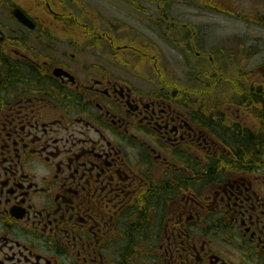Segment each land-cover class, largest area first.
<instances>
[{
  "label": "flooded vegetation",
  "instance_id": "af4514ba",
  "mask_svg": "<svg viewBox=\"0 0 264 264\" xmlns=\"http://www.w3.org/2000/svg\"><path fill=\"white\" fill-rule=\"evenodd\" d=\"M106 1L181 29L173 0ZM184 1L207 18L181 29L188 55L209 15L264 25V0ZM77 3L0 0V264H264V160L241 151L261 147L264 65L238 38L195 54L197 89L145 88L123 57L164 82L154 46Z\"/></svg>",
  "mask_w": 264,
  "mask_h": 264
},
{
  "label": "rangeland",
  "instance_id": "374dc122",
  "mask_svg": "<svg viewBox=\"0 0 264 264\" xmlns=\"http://www.w3.org/2000/svg\"><path fill=\"white\" fill-rule=\"evenodd\" d=\"M179 1L173 0L168 2V7H170L168 11L172 20L175 19L180 23L181 29L185 27L187 29L189 27L206 28L207 18L204 8L200 7L199 4L191 2L188 4L184 0H181L180 3ZM72 5L74 6L72 8L74 12L89 10L94 14L102 15L106 20L109 17L112 19L110 22L117 24L122 29L129 30L130 36L126 39H132L133 42L141 46H145L146 44L154 46V51H150L148 54L157 58L159 69L165 78L164 82L158 79L157 72L144 71V74L142 73L144 67L138 62L142 57L141 59L140 57H126V55L123 57L124 61H129L130 73L144 77V81L140 84L145 88L154 90L155 88L168 87V92L170 93L174 91L175 87L173 86L177 84L188 90L197 89L200 85L193 80L192 75L195 76L198 70H202L200 67L201 59L196 57L195 54L200 53L204 55L207 52L212 53L219 48L217 45L242 43L234 41V39L238 38L243 40V44L246 45L245 49L248 50L247 56L243 58L242 62L244 70H250V67L255 65H264V25L262 26L261 20H258L260 29L256 30L257 27L246 25L248 21L244 19H228L215 14L209 15V17L211 16L210 34L212 36L209 38L208 47L197 48L193 55H188L185 49L182 48V46L184 47V33L181 32L182 30L179 28L173 29L170 28L171 26L164 24L158 26L156 24L158 20L154 13L156 9L153 5L136 1L133 6L137 7L138 10H133L125 4L108 2L106 0H79V3ZM246 27L250 29L251 33H245L244 29ZM118 38L122 41L121 36H118ZM211 40L213 45L209 47ZM250 51L252 56H248ZM85 59L92 58L88 56ZM122 68L123 65L121 64L120 67H117V71H121ZM262 95H264V89ZM259 114L260 112H256L255 115H250L248 119L245 118L244 125L250 129L260 131V128H263L262 124L264 122ZM248 145L251 146V144ZM258 149L260 150V148H256L257 152Z\"/></svg>",
  "mask_w": 264,
  "mask_h": 264
},
{
  "label": "trees",
  "instance_id": "16d2710c",
  "mask_svg": "<svg viewBox=\"0 0 264 264\" xmlns=\"http://www.w3.org/2000/svg\"><path fill=\"white\" fill-rule=\"evenodd\" d=\"M261 94H262V92H261ZM262 113H263L262 115H264V110ZM250 136H251V138L259 139L260 140L259 145H261V147H259L260 150L258 149V153H257L256 148H258V147H255L253 145L249 146V145L245 144V146H243V148H241V151L243 152L244 157L253 156L257 153L264 160V133H263V135L261 133L260 134H258V133L252 134L251 133Z\"/></svg>",
  "mask_w": 264,
  "mask_h": 264
},
{
  "label": "water",
  "instance_id": "95a60500",
  "mask_svg": "<svg viewBox=\"0 0 264 264\" xmlns=\"http://www.w3.org/2000/svg\"><path fill=\"white\" fill-rule=\"evenodd\" d=\"M17 18H18L20 21L24 22L25 24H28V21L25 19V17H24L23 15H17Z\"/></svg>",
  "mask_w": 264,
  "mask_h": 264
},
{
  "label": "clouds",
  "instance_id": "9594fccd",
  "mask_svg": "<svg viewBox=\"0 0 264 264\" xmlns=\"http://www.w3.org/2000/svg\"><path fill=\"white\" fill-rule=\"evenodd\" d=\"M37 174H38V175H47L46 172H38Z\"/></svg>",
  "mask_w": 264,
  "mask_h": 264
}]
</instances>
